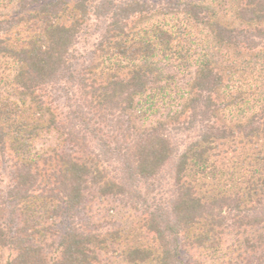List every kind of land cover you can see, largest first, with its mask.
Segmentation results:
<instances>
[{
	"label": "trees",
	"instance_id": "obj_1",
	"mask_svg": "<svg viewBox=\"0 0 264 264\" xmlns=\"http://www.w3.org/2000/svg\"><path fill=\"white\" fill-rule=\"evenodd\" d=\"M0 264H264V0H0Z\"/></svg>",
	"mask_w": 264,
	"mask_h": 264
},
{
	"label": "rangeland",
	"instance_id": "obj_2",
	"mask_svg": "<svg viewBox=\"0 0 264 264\" xmlns=\"http://www.w3.org/2000/svg\"><path fill=\"white\" fill-rule=\"evenodd\" d=\"M7 255H8V251H5V252H3L2 257L4 258V257H6Z\"/></svg>",
	"mask_w": 264,
	"mask_h": 264
}]
</instances>
